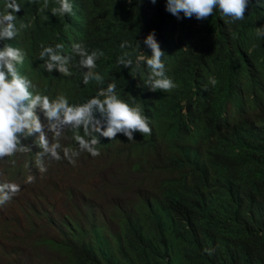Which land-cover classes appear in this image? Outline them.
Masks as SVG:
<instances>
[{
	"label": "trees",
	"instance_id": "16d2710c",
	"mask_svg": "<svg viewBox=\"0 0 264 264\" xmlns=\"http://www.w3.org/2000/svg\"><path fill=\"white\" fill-rule=\"evenodd\" d=\"M166 3L98 0L88 9L98 37L93 52L103 78L99 90L109 83L118 91L135 86L144 64L137 68L133 58L151 54L143 40L155 30L181 70L178 91L163 98L168 104L163 113L169 115L194 86L205 85L204 129L181 135L171 126L166 139L131 146L130 156L136 152L146 166L114 171L98 189L74 182L65 188L70 209L64 214L45 204L49 184L34 191L22 209L28 220L23 235L17 234L21 222L0 221V264H264V103L248 80L252 65L264 76V36L257 31L264 29V0H250L245 18L234 22L219 9L207 20L182 12L178 19ZM54 8L25 6L17 13L20 25H32L29 47L35 49L33 38L43 30L53 33ZM125 42L131 47L122 48ZM125 53L132 68L113 69ZM231 61L238 67L227 71ZM222 94L240 105L236 117L224 114ZM77 99L83 101V94ZM66 131L72 134L66 128L58 138L46 132L49 144H59L60 159L46 155L45 172L36 165L34 149L3 158L0 170L26 191L50 182L61 171L55 166L66 164L61 150L70 149ZM29 138L42 151L38 134ZM30 175L35 180L27 183Z\"/></svg>",
	"mask_w": 264,
	"mask_h": 264
},
{
	"label": "clouds",
	"instance_id": "9594fccd",
	"mask_svg": "<svg viewBox=\"0 0 264 264\" xmlns=\"http://www.w3.org/2000/svg\"><path fill=\"white\" fill-rule=\"evenodd\" d=\"M76 2L0 0V160L34 149L37 150L36 165L43 173L47 170L43 162L46 155L60 159L56 151L59 144H49L46 132L51 131L58 138L66 128L72 132L66 131L69 151L61 149L66 162L111 156L120 159L126 154L131 171H137V167L146 165L136 152L130 156L131 146H142L162 136L166 139L171 126L175 127L173 133L200 134L206 122L205 85L194 86L193 94L174 102L169 115L163 113L168 106L163 98L172 97L178 91L174 89L181 70L171 59L170 48L158 43L155 30L143 40L151 54L141 52L133 58L137 59V68L144 64L135 86L128 91H118L115 83H109L106 89L99 90L103 78L96 72L98 56L93 52L98 37L94 36L97 30L88 10L96 6L98 0H81L78 10L74 11ZM49 3L58 8L52 10L55 15L53 33L43 30L35 35L33 49L27 44L32 25H20L17 13L25 6L46 7ZM151 3L155 4L156 0ZM249 6L250 0H167L166 11L178 19L182 12L187 18L195 16L197 20H207L219 9L234 22L245 18ZM257 31L264 36V29ZM137 46L141 47L138 41ZM121 47L131 45L125 42ZM133 60L125 53L113 69L132 68ZM224 67L227 68L226 64ZM236 67L238 64L231 61L227 71ZM248 80L264 103V76L255 71L253 65L249 68ZM210 83L215 85V80ZM79 93L83 94V101L77 99ZM222 99L224 114L236 117L240 105L224 94ZM36 134L42 151L36 147V141L29 138ZM141 171H147V167ZM34 180L30 175L26 182ZM22 189L26 190L21 182L9 181L0 170V213L11 201H16Z\"/></svg>",
	"mask_w": 264,
	"mask_h": 264
},
{
	"label": "rangeland",
	"instance_id": "374dc122",
	"mask_svg": "<svg viewBox=\"0 0 264 264\" xmlns=\"http://www.w3.org/2000/svg\"><path fill=\"white\" fill-rule=\"evenodd\" d=\"M128 162L129 159H127L126 154H124L120 159L113 156L109 158L101 157L96 160H79L74 163L67 161L64 167L55 166L56 170H61L59 172L60 174L55 175L50 182L45 181L35 188L31 189L28 187L29 189L27 191L25 189L19 190L18 193L20 196H16V201H11L0 213V221L1 219L8 217L14 221L12 223L13 225H20L21 222L19 230L25 228L23 226L24 221L26 222L28 220L22 213V209L27 202L33 201L32 196L34 191H43L44 186L47 184H49L50 187L49 190L46 191L47 198L45 204H54L57 212L59 214H64L70 209V201L65 190L66 187L73 186L76 181H81V183L85 181L87 187L98 189L103 180H107V177L110 174H115L114 171H117L118 173L131 171L132 165L128 164ZM33 221L37 222L39 219L34 218ZM17 234L20 236L23 235V232L20 230Z\"/></svg>",
	"mask_w": 264,
	"mask_h": 264
},
{
	"label": "bare ground",
	"instance_id": "6f19581e",
	"mask_svg": "<svg viewBox=\"0 0 264 264\" xmlns=\"http://www.w3.org/2000/svg\"><path fill=\"white\" fill-rule=\"evenodd\" d=\"M228 18H229V17H228ZM228 18H227V20H228ZM228 21H229V20H228ZM228 21H227V22H228Z\"/></svg>",
	"mask_w": 264,
	"mask_h": 264
}]
</instances>
